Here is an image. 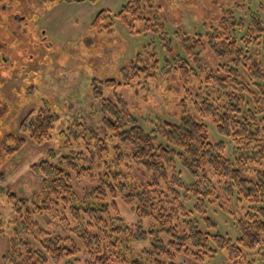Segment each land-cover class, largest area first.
Masks as SVG:
<instances>
[{
	"label": "trees",
	"instance_id": "obj_1",
	"mask_svg": "<svg viewBox=\"0 0 264 264\" xmlns=\"http://www.w3.org/2000/svg\"><path fill=\"white\" fill-rule=\"evenodd\" d=\"M138 2L129 0L118 17L132 33L159 30L168 48L163 20L151 16L152 2L148 8ZM219 14L204 32L174 35L183 56L166 58L162 76L175 74L181 83L179 121L157 117L147 130L121 94L115 92L113 100L100 92L107 137L76 120L60 132L61 154L50 150L49 158L31 166L43 176L42 188L31 199L0 187L15 214L0 264H185L177 255L200 262L218 250L234 264H264V22L252 14L246 26L231 8ZM93 27L113 32L111 14L99 12ZM208 48L215 60L208 58ZM159 61L154 48L146 47L122 69L124 84L156 79ZM57 118L48 107L32 110L20 130L42 144L51 139ZM207 118L233 142L232 156L224 140L211 139ZM25 142L21 134L4 135L0 162ZM178 164L194 182L182 180ZM72 173L95 185L78 192ZM189 196L197 200L198 217L185 205ZM120 202L134 211L136 222L120 215ZM209 204L233 218L241 230L236 240L219 233ZM34 213L57 219L65 232L45 228ZM137 241L148 244L137 248Z\"/></svg>",
	"mask_w": 264,
	"mask_h": 264
},
{
	"label": "rangeland",
	"instance_id": "obj_2",
	"mask_svg": "<svg viewBox=\"0 0 264 264\" xmlns=\"http://www.w3.org/2000/svg\"><path fill=\"white\" fill-rule=\"evenodd\" d=\"M128 1L0 0V144L4 135L10 132L21 134L26 140L19 151L0 162V173L4 174L0 187L31 199L43 185V176L31 166L49 158L50 150L61 154L63 138L60 132L76 120L85 121L101 138L107 137L109 131L104 123L106 114L98 96L100 92L103 97L113 100L115 92L121 94L133 113L142 117L141 124L147 130L152 126L150 121H156L157 117L179 121L181 83L175 74H166L167 78L162 76L166 58L171 59L174 54L183 56L174 35L177 32H204L210 21L216 22L220 18L222 8L233 9L246 26L250 24L252 14H257L264 22V0H139L138 4L147 8L152 2L154 13L151 16L156 15L155 21L163 20V29L168 32H163L169 44L166 48L159 30L139 34L128 30L118 17ZM101 11L111 14L113 32H98L93 27ZM108 22L109 19L104 24ZM239 33L242 36L243 33ZM149 46L160 59L158 73L161 76L144 85L142 78L134 81L139 86L124 84L122 69ZM206 53L208 58L215 60L211 49L208 48ZM106 79H115L122 84L107 87L102 82ZM42 107L50 108L58 118L51 139L39 144L21 132L20 123L30 111ZM206 122L211 139L224 140L226 154L232 156L233 142L218 131L210 118ZM177 168L186 184L195 181L186 167L178 164ZM72 177L78 192L95 185L74 173ZM184 202L190 214L198 217L196 198L189 196ZM207 209L216 220L219 233L233 240L241 235L240 228L226 212L212 204ZM13 211L6 193L0 190V259L9 249L7 241L15 229ZM118 212L129 223L138 220L124 203H119ZM34 217L49 230L65 232L57 219L49 215L34 213ZM200 223L207 226L204 221ZM144 225L148 227V218L144 219ZM147 244L148 241H137L136 247ZM176 259L185 264H234L225 250H218L213 257L200 262L182 254Z\"/></svg>",
	"mask_w": 264,
	"mask_h": 264
}]
</instances>
